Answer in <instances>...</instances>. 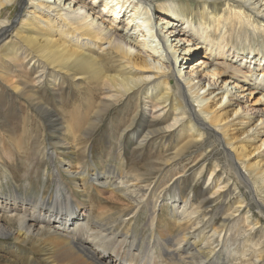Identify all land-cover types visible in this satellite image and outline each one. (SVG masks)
Wrapping results in <instances>:
<instances>
[{"label":"bare ground","instance_id":"obj_1","mask_svg":"<svg viewBox=\"0 0 264 264\" xmlns=\"http://www.w3.org/2000/svg\"><path fill=\"white\" fill-rule=\"evenodd\" d=\"M217 1L0 0V79L23 101L26 128L36 114L46 119L25 138L0 133L8 136L0 142V248L13 251L12 262L264 264V219L256 212L264 210V47L245 53L234 41L264 33V0ZM191 56L200 59L189 66ZM45 90L59 107L72 91L82 103L73 100L61 116ZM129 99L122 131L113 126L120 174L106 162L86 167L94 134ZM127 142L154 153L163 147L153 165L159 174L126 169ZM203 147L224 153L192 173L205 178L204 206L217 202L207 222L209 211L182 190L186 166H176L187 152L205 160ZM18 158L32 166L27 174L48 166L56 188L30 189L28 181L3 192ZM93 195L106 202L93 204ZM111 203L126 205L129 216L115 217Z\"/></svg>","mask_w":264,"mask_h":264},{"label":"rangeland","instance_id":"obj_2","mask_svg":"<svg viewBox=\"0 0 264 264\" xmlns=\"http://www.w3.org/2000/svg\"><path fill=\"white\" fill-rule=\"evenodd\" d=\"M223 1L224 0H218L217 3L223 2ZM254 19H256V18H254ZM164 27H166V25ZM249 29H250L249 34L252 31H254V29L252 27H250ZM210 36L212 38H216L217 40H219L218 35L216 36L215 34H211ZM228 40L230 42V39H228ZM234 41H239V43H238L239 48L245 49L249 45H254V44L259 46V48H263L264 47V33L259 34V35H255L254 37L251 34L250 36H248V38H246L245 34H242V33H240L238 35L234 34ZM204 52L205 51L203 49L202 55L205 54ZM246 52H248V50L245 49V53ZM178 54H179V52L177 53V55ZM181 56L183 57L184 55L181 53L178 62H180L182 60ZM199 59H200V56H196L195 59L194 58L191 59V61H189L187 63V65L192 66V64L196 63ZM185 70L190 71L191 67L186 68ZM225 78H229V77L223 76L221 79H223V81H225L224 80ZM221 81L222 80L219 79V84H223V83H221ZM12 92H14V90L10 89L9 87H6L5 84L2 82V80L0 79V98H2L0 101L1 102L0 103V133L12 134L13 131H15L16 132L15 133L16 138L17 137L18 138L19 137L25 138L26 137V134L24 133L25 129L28 130V132H29V130L32 129L29 133L33 132L34 134H36V132L39 131L38 124H40V122H41L40 117L44 120H46V119L44 118L43 115L36 114L34 116L37 117V120L35 118H34L35 120H32V118H31L32 124H31V126H28L26 128L22 123L23 122L22 115L26 114L21 109V106H22L21 104H23L22 103L23 101L21 99H19V97L15 98V96H17V95L13 94ZM75 93L76 92H73V91L69 92L68 94L65 93V95L62 97L63 98V104H64V106H62V107L72 109V107H73L72 105L74 104L73 100H76L75 104L82 103V99L79 96H77V97L72 96V95H75ZM42 94L46 97L49 96V100L51 101V106L53 108L57 109L59 112V115L62 116L64 114V112L62 110L63 108L57 106L55 97L54 96L52 97L53 92H48L45 90L42 92ZM253 97H254V95L252 96V98ZM134 103H135L134 99H129V101L126 102L124 105H121V106H118V108H115V110L113 112H111L109 114V116L104 120V123L102 124L101 128L98 129V131H96V133L94 134L95 136H93V138H92L93 144H92L91 148L89 149V152L87 153V155H86L87 157L85 159V162H86L85 166L86 167L90 166V165L91 166L94 165L95 167L100 168L103 166L102 163L106 162V164H110L109 167H112V166L114 167V169H113L114 173H118V171H120V167H118L119 161H117L115 158H113L115 156L114 154L116 152V149L117 148L119 149V147H120V145L117 143V138H115V136L118 135V132L122 131V126H121L122 119L127 120L126 112L129 110V108L134 107ZM1 106H3L5 108L4 111L1 109ZM24 109H26L25 106H24ZM71 116L72 115H68L69 118H71ZM124 116H125V118H123ZM61 126L62 125H60V124L58 125L59 132H60V128L63 129V131H64V128H62ZM113 126L117 127L118 132H116L114 130ZM119 129H121V130H119ZM47 132H49V133L51 132L49 127H47ZM7 137L8 136H6V135H2L0 138V142L2 141L3 138H7ZM176 139H177L176 136L168 139L169 143H168L167 147H165V148L167 150H171V152H172V150L174 148L173 143H175ZM129 142L124 144V147L126 148V151H127V157H128V160L125 161V168L129 169V168H131V166L132 167L135 166L136 170L137 169L140 170V173L147 175V176H150V177H153L154 174H159V173H157V170H155L153 168V165H155V163L159 162V160L161 158L159 149L162 148V150H163V147L155 149V153H154L153 147L147 146L146 148L142 149V148H140L134 144H130ZM13 149H14L13 147L9 148L10 151H12ZM203 150L205 151V155H206L205 160L203 157L202 158L199 157L196 161H192V159L190 157H194L195 155H189V152H187L185 154H182L180 164L178 163L179 159L176 161L177 162L176 166L178 167V169H177L178 172H179L180 168L182 169L183 167L186 166L187 175L185 176V178H187V180L184 181V183L182 184V190L186 192L185 194L187 196L190 195L191 197H195V199H193V200L199 206V208L204 207L202 210L203 212L209 211L207 213L208 216L203 219L205 222H207L210 220V217H211L210 214L215 212V206L217 205L216 204L217 202H215L213 204H209L207 206H204V204L206 202H210V201H208L210 193H208L206 191L207 189L205 188V178L204 177L200 178L201 181L198 182L195 179V177H193V174L195 172H196V174H198L197 171L201 167L202 164H204V163L208 164L209 162H211L216 157L223 161L224 160V153L222 150L216 151V150H212L211 148H207V147L201 148L200 152ZM77 155L79 156L78 159H80V161H84V159H83L84 156L81 154V152H79ZM111 155H112V157H110ZM63 156L65 158L66 157L71 158V156L67 155L66 153H63ZM157 157H158V159H157ZM35 159L37 161L44 159V161H45V158L40 153L37 154ZM21 161L22 160L20 158H18V160L15 161V167L12 169V171L15 173L14 181L10 180V178L3 180V187L5 185V187L2 189L3 192L9 191L11 188H13L15 186H18L22 189L23 188L25 189L26 187H28V181L32 182V186L30 189H42V191H43V189H45L46 192H51L53 189L56 188L57 185L55 184L54 181L49 182V180H47V174L45 172H46V168H48V166H46L40 162V165H39L40 167H39V169H37V172L27 174V172L32 169V166L28 167L25 165V163H22ZM160 163H162V162H160ZM34 164L37 165L35 162H34ZM28 168H29V170H28ZM174 172H176V170L173 171L172 173H169L167 171L168 177H170ZM118 174H120V173H118ZM1 176H2V172L0 171V177ZM163 176H165V174ZM0 181H2V179H0ZM197 183L199 184V186H197L196 188L193 187V189H190L191 184H197ZM240 187H241V190H243V186H240ZM244 191L247 193L246 189H244ZM159 193H160V196L164 197L165 190H162ZM165 197L169 200L173 199V197H170L169 195H167V193L165 194ZM249 198H251V197H249ZM83 200H84V198H83ZM90 200L93 204H97V205L99 202H102V201L104 203L106 202L105 199L102 200V199L96 198L95 195H93L90 198ZM110 206L111 207L115 206L113 208V212L115 214V217H119L122 214H127L125 216V218L129 216L128 209H127L126 205L125 206L113 205L111 203ZM256 212H257L258 216H260L264 219V214H263L264 210L260 209V210H256ZM166 213H167V211L164 210L163 211V214H164L163 218H167ZM138 219H139L138 222L140 221V224L138 225L137 229L140 230V226L142 225V221L144 220V215L139 216ZM145 231H146V233L149 232V230H147V229ZM233 249H235V245L233 246ZM8 252H9V254H6ZM8 252L3 251V249L0 248V259L4 260L7 264H10V263L11 264H26V262H23L21 260H16V262H12L11 259H13L12 257L14 256L12 253L13 251L11 250ZM3 256H8L10 259L3 258ZM17 261H18V263H17ZM41 264H45V263L41 261Z\"/></svg>","mask_w":264,"mask_h":264}]
</instances>
